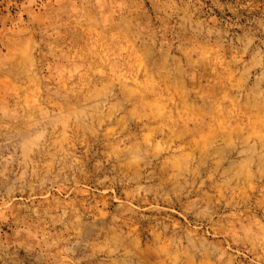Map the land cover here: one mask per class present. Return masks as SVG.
Wrapping results in <instances>:
<instances>
[{
  "label": "rangeland",
  "instance_id": "rangeland-1",
  "mask_svg": "<svg viewBox=\"0 0 264 264\" xmlns=\"http://www.w3.org/2000/svg\"><path fill=\"white\" fill-rule=\"evenodd\" d=\"M0 264H264V0H0Z\"/></svg>",
  "mask_w": 264,
  "mask_h": 264
}]
</instances>
